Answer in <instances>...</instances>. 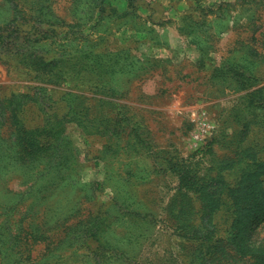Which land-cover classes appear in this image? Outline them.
<instances>
[{
    "label": "rangeland",
    "instance_id": "rangeland-1",
    "mask_svg": "<svg viewBox=\"0 0 264 264\" xmlns=\"http://www.w3.org/2000/svg\"><path fill=\"white\" fill-rule=\"evenodd\" d=\"M99 2L0 0V264H264V0Z\"/></svg>",
    "mask_w": 264,
    "mask_h": 264
},
{
    "label": "trees",
    "instance_id": "trees-1",
    "mask_svg": "<svg viewBox=\"0 0 264 264\" xmlns=\"http://www.w3.org/2000/svg\"><path fill=\"white\" fill-rule=\"evenodd\" d=\"M97 7H98V17H100L102 15V13H104L107 9L106 7V0H100L99 3H97ZM41 13H43V9L44 7L40 8ZM111 11H113V9H111ZM49 26L48 28H50L49 30H53L55 31V34L58 35L64 32L65 35H70L71 29H72V24H68V28L64 29V30H60L57 28H51L53 27L54 23L52 22H48ZM10 25V24H9ZM15 27V26H13ZM2 26H0V54L5 53L7 55V52L5 51V45L9 43L10 38H14V35H16V33L20 30L21 28V24H17L15 27V31L12 34H7L4 35L3 31H1ZM32 28V26L27 29L30 31V29ZM22 29V28H21ZM23 30V29H22ZM46 31V30H45ZM63 31V32H62ZM13 40V39H12ZM136 47V46H135ZM137 48V47H136ZM21 52V56L19 57V60L23 59L24 56L26 57L27 55V51H20ZM110 53H112L111 51L107 52V53H103V52H93V50L84 53V52H80V54H77L79 56V58L82 57H88L90 54L91 55V59L90 62L91 64L89 65V67H91L92 69L94 68L95 73L97 74H102V71L105 70L107 72L105 73H109L111 75L115 74L116 72L119 73H123V74H131L132 73V69L131 66L134 65L136 66L135 68H137V60H131V62L126 61V57L124 56L123 58L121 57V53L120 52H115L114 56H108ZM107 54V55H106ZM16 55V54H14ZM13 55V56H14ZM20 55V54H17ZM106 55V56H105ZM71 55H68L67 58L70 59ZM35 57L37 59H39L41 66L39 67H34V64H32V66H29L30 68L36 69L38 70V68H42L44 67L45 69H55L59 66V63L61 61H63L64 58H62L60 55H55L52 56L50 58H47L45 56H41L40 54H35ZM18 60V61H19ZM126 68H129L128 71L130 72H126ZM137 70L139 69V66L137 68ZM136 73V72H135ZM76 76H78L76 74ZM264 89V87H260L258 89H256L257 91H253V92H260ZM259 90V91H258ZM81 96H84L83 93L80 94ZM18 96L20 95H16L14 93H12L11 95H0V121L2 120V118L4 119L5 117V113L6 111H8L7 109L10 110V115L9 118H15L18 121V124L24 125L25 120L23 119V117H21V111L20 107H21V101L19 100ZM12 106H14L13 108H11ZM71 114H73V110L71 112ZM53 115L50 116V118H52ZM24 120V121H23ZM57 121H61V120H56ZM29 130V129H28ZM37 130L36 128L34 130H30L31 133H35ZM48 133L50 134L51 131H48ZM20 140V139H17ZM31 143V142H29ZM21 148L20 150L17 151V153H20V158L23 160H27L30 159L31 163H36L37 162V158L40 156V154H42V149H44V144L40 143L39 140H36L35 142H33V146L29 147L27 144H25V142H21ZM23 150H26V152H24ZM32 154L33 156L29 158V155ZM262 168H264V164H262L261 166ZM40 198H34L33 201L34 203ZM2 206V205H1ZM247 211V208H242L240 210V212H238L240 214V217L242 218L244 213ZM4 228L2 227V221L0 224V256H4L7 253L8 247H9V243L3 239H1L2 235L4 234ZM42 235V234H41ZM40 235V236H41ZM5 246H8L6 249L4 248ZM9 255V261L11 264H24V259L23 258H15L12 257V255Z\"/></svg>",
    "mask_w": 264,
    "mask_h": 264
},
{
    "label": "crops",
    "instance_id": "crops-1",
    "mask_svg": "<svg viewBox=\"0 0 264 264\" xmlns=\"http://www.w3.org/2000/svg\"><path fill=\"white\" fill-rule=\"evenodd\" d=\"M185 13H187V12L185 11Z\"/></svg>",
    "mask_w": 264,
    "mask_h": 264
}]
</instances>
